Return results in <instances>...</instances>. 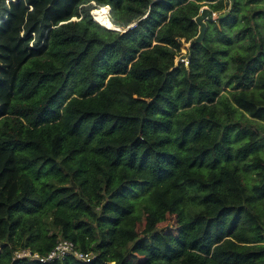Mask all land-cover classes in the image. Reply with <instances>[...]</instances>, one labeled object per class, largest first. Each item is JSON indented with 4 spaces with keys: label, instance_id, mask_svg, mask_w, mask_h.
Returning <instances> with one entry per match:
<instances>
[{
    "label": "trees",
    "instance_id": "trees-1",
    "mask_svg": "<svg viewBox=\"0 0 264 264\" xmlns=\"http://www.w3.org/2000/svg\"><path fill=\"white\" fill-rule=\"evenodd\" d=\"M263 145L264 0H0V264H264Z\"/></svg>",
    "mask_w": 264,
    "mask_h": 264
},
{
    "label": "built area",
    "instance_id": "built-area-1",
    "mask_svg": "<svg viewBox=\"0 0 264 264\" xmlns=\"http://www.w3.org/2000/svg\"><path fill=\"white\" fill-rule=\"evenodd\" d=\"M214 13V12H213ZM215 14V13H214ZM186 44L185 46H187ZM183 53H185V50H182ZM177 62L184 63L185 66L188 64L187 58L182 55L177 58ZM264 240V233L262 235ZM1 249V246H0ZM72 255L78 260L84 261V262H90L94 255L91 252L84 253L82 251H79L75 248L74 244L67 240V239H60L57 241L55 246L48 251L46 254H40L38 252H33L29 248L27 249H18L14 251L13 258L14 259H27L30 262H40V263H46L49 261L54 260H62L67 256Z\"/></svg>",
    "mask_w": 264,
    "mask_h": 264
},
{
    "label": "water",
    "instance_id": "water-1",
    "mask_svg": "<svg viewBox=\"0 0 264 264\" xmlns=\"http://www.w3.org/2000/svg\"><path fill=\"white\" fill-rule=\"evenodd\" d=\"M109 13H110V11H109ZM90 15L92 16L91 12H90ZM213 16H214V13L208 7H204L202 9H200L199 14L195 17V21L199 26V32H198V35L192 41H190L188 45L191 46L195 43H200L204 39L205 30H206V20H212ZM131 26L132 25H129L125 29H122V28L113 29V28H108V27H105V28L115 30V31L124 32L128 28H130Z\"/></svg>",
    "mask_w": 264,
    "mask_h": 264
},
{
    "label": "bare ground",
    "instance_id": "bare-ground-1",
    "mask_svg": "<svg viewBox=\"0 0 264 264\" xmlns=\"http://www.w3.org/2000/svg\"><path fill=\"white\" fill-rule=\"evenodd\" d=\"M102 7V6H100ZM97 8V7H96ZM107 14L109 12V7L107 6ZM92 16L97 20L98 23H100L101 25L108 27V28H113V29H117L120 28L118 26H113L110 21L108 20L107 16H106V9H96L93 10L92 12Z\"/></svg>",
    "mask_w": 264,
    "mask_h": 264
},
{
    "label": "rangeland",
    "instance_id": "rangeland-1",
    "mask_svg": "<svg viewBox=\"0 0 264 264\" xmlns=\"http://www.w3.org/2000/svg\"><path fill=\"white\" fill-rule=\"evenodd\" d=\"M8 3V1H5V4H7ZM204 7H208V6H206V5H203L202 6V8H204ZM201 8V9H202ZM100 9H102V8H100ZM103 9H106V15H107V8L105 7V8H103ZM73 18H75V17H73ZM93 18V17H92ZM217 18V15H216V13L214 14V16H213V19L212 20H215ZM23 34V31L21 32V35ZM30 45H31V43H30ZM186 45V44H185ZM185 45H184V47H185ZM185 50V49H184ZM177 61V60H176ZM260 154H261V156L262 157H264V145L261 147V149H260ZM172 221V220H171ZM168 231H172V232H174V231H176V228H174V227H168Z\"/></svg>",
    "mask_w": 264,
    "mask_h": 264
}]
</instances>
